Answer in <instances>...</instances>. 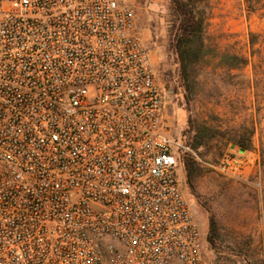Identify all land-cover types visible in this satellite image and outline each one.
Here are the masks:
<instances>
[{"label": "built area", "instance_id": "1", "mask_svg": "<svg viewBox=\"0 0 264 264\" xmlns=\"http://www.w3.org/2000/svg\"><path fill=\"white\" fill-rule=\"evenodd\" d=\"M167 100L125 0H0V264H212Z\"/></svg>", "mask_w": 264, "mask_h": 264}, {"label": "rangeland", "instance_id": "2", "mask_svg": "<svg viewBox=\"0 0 264 264\" xmlns=\"http://www.w3.org/2000/svg\"><path fill=\"white\" fill-rule=\"evenodd\" d=\"M125 1L135 8L138 29L167 89L170 132L191 149L180 163V175L197 211L211 263L264 264V172L258 163L260 154L258 150L241 151L229 142L235 129L251 127L252 121L261 118L252 106L251 75L255 70L264 71L258 58L264 41V0H183L204 20L208 49L207 58L191 69L188 82L183 79L173 46L176 18L172 0ZM251 32L259 35L254 48ZM234 53L252 61L244 68H231L227 55ZM202 125L210 127L216 136L209 145L195 149L187 141ZM254 141L259 147L258 132ZM187 156L196 162L195 193L188 181ZM227 160L241 163L239 175L235 176L232 167L223 170ZM211 214L219 228L214 244L208 240ZM254 222L263 228H251Z\"/></svg>", "mask_w": 264, "mask_h": 264}, {"label": "trees", "instance_id": "3", "mask_svg": "<svg viewBox=\"0 0 264 264\" xmlns=\"http://www.w3.org/2000/svg\"><path fill=\"white\" fill-rule=\"evenodd\" d=\"M172 8L175 12V24L173 26L172 35H174L173 46L178 54L180 61V67L184 81L190 80V71L194 68V65L207 58V44L204 38L205 24L204 20L198 16L197 12L190 6V4L183 0H172ZM258 36L256 33H250L251 48H254L258 43ZM226 55H223V58ZM253 56V54H252ZM231 68L241 69L247 66L252 59L246 55H240L237 53L227 55ZM259 73L255 70V74ZM264 83V79L262 81ZM258 83V81H257ZM190 85H187V89ZM191 122V120H189ZM191 126V123H189ZM242 128V127H241ZM235 129L229 137L230 144L236 145L239 149L255 150L254 144V132L255 124L251 127L243 126L241 129ZM191 130V127L187 129ZM215 133H213L210 127L205 125L199 126L196 129V133L192 140H188L193 148L198 149L200 146L209 145L214 139ZM261 151V167L264 172V146H260ZM188 181L190 189L193 193L196 192V176L197 167L194 158L187 156L185 160ZM217 220L214 214L209 216V233L208 240L211 244L215 243V240L219 236V228L217 226Z\"/></svg>", "mask_w": 264, "mask_h": 264}, {"label": "crops", "instance_id": "4", "mask_svg": "<svg viewBox=\"0 0 264 264\" xmlns=\"http://www.w3.org/2000/svg\"><path fill=\"white\" fill-rule=\"evenodd\" d=\"M263 37H264V35H263ZM259 55H258L259 56L258 58H259L261 67L263 68L262 70H264V41H263V45H262L261 52H260ZM263 79H264V71L256 73V74L253 73V75H251V84H252L251 89L253 90V93H254V100H253V105L252 106L254 107V110L256 111V113H258V115H260V117H261L257 121H252V124L253 123L255 124V129H254L255 132H254L253 139H255V135H256L257 132L259 133V136H260V145H259V147L256 146V143L254 141V144L256 146L255 151L258 150V152L260 154V160H258L259 165L261 164V158H262L261 157L260 146L261 145L264 146V83L262 82ZM257 81H258V83H257ZM240 150L244 151L242 149H240ZM257 227L259 229L263 228V227H261L260 223H255L254 222L251 225V228H253V229H256Z\"/></svg>", "mask_w": 264, "mask_h": 264}, {"label": "water", "instance_id": "5", "mask_svg": "<svg viewBox=\"0 0 264 264\" xmlns=\"http://www.w3.org/2000/svg\"><path fill=\"white\" fill-rule=\"evenodd\" d=\"M242 150H244V149H242Z\"/></svg>", "mask_w": 264, "mask_h": 264}]
</instances>
